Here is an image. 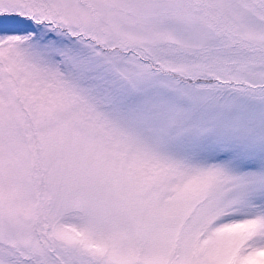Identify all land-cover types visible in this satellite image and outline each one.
Segmentation results:
<instances>
[{
  "label": "snow or ice",
  "instance_id": "6c2138e0",
  "mask_svg": "<svg viewBox=\"0 0 264 264\" xmlns=\"http://www.w3.org/2000/svg\"><path fill=\"white\" fill-rule=\"evenodd\" d=\"M0 264H264V0H0Z\"/></svg>",
  "mask_w": 264,
  "mask_h": 264
}]
</instances>
